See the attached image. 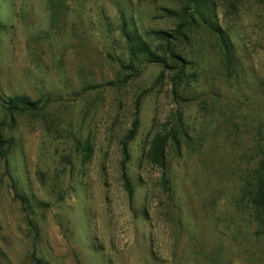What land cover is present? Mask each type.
I'll return each instance as SVG.
<instances>
[{
  "label": "rangeland",
  "instance_id": "374dc122",
  "mask_svg": "<svg viewBox=\"0 0 264 264\" xmlns=\"http://www.w3.org/2000/svg\"><path fill=\"white\" fill-rule=\"evenodd\" d=\"M263 168L264 0H0V264H264Z\"/></svg>",
  "mask_w": 264,
  "mask_h": 264
},
{
  "label": "trees",
  "instance_id": "16d2710c",
  "mask_svg": "<svg viewBox=\"0 0 264 264\" xmlns=\"http://www.w3.org/2000/svg\"><path fill=\"white\" fill-rule=\"evenodd\" d=\"M129 40H130L129 42H131L130 46H131V51L133 52V54L137 55L138 52H140V53H145L146 52V54H148L149 56H153L152 53L149 50V47L147 45L141 46L139 44H134V42L131 39H129ZM21 104L22 105H25V104L32 105L31 103H28L23 98H21V99L17 98L16 99V108H17V106H20ZM135 129H136V125L133 127V129L131 131L132 135L135 133ZM124 155H125V159H124V162H123V171L125 170V164H126V162L128 160L127 144L124 145ZM262 170H264V168ZM124 177H125L124 179H125L126 185L128 187L129 193L132 196L133 188H132V185H131L130 181L126 177L125 172H124ZM256 188H258V190ZM256 188H254V190H257V198H260L261 199V203L264 205V175L261 177V179L258 180V184H257Z\"/></svg>",
  "mask_w": 264,
  "mask_h": 264
}]
</instances>
